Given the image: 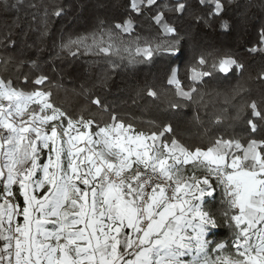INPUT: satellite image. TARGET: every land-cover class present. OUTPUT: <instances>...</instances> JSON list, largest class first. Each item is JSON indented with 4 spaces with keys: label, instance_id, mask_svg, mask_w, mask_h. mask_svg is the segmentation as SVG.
Listing matches in <instances>:
<instances>
[{
    "label": "snow or ice",
    "instance_id": "snow-or-ice-1",
    "mask_svg": "<svg viewBox=\"0 0 264 264\" xmlns=\"http://www.w3.org/2000/svg\"><path fill=\"white\" fill-rule=\"evenodd\" d=\"M199 4L206 13L197 19L205 24L226 10L225 0ZM130 8L137 15L155 10L162 38L124 41L122 34L134 28L129 16L114 30L63 47L106 57L126 53L130 64L157 55L179 59L181 39L166 12L182 15L186 0H130ZM220 26L229 27L226 21ZM249 51L264 52V27ZM208 63L200 56L188 67L193 84L242 68L230 53ZM47 80L38 76L32 91L0 80V264H264V138L217 137L206 147L187 146L166 138L169 125L146 133L115 115L93 128L92 119L73 118L55 104L51 90L39 87ZM167 83L178 98L170 102L173 109L196 92L185 90L178 66ZM93 103L102 105L99 98ZM233 118L257 133L264 107L241 104ZM216 186H222L223 217L233 228L231 246L210 238L219 222L204 208V197H214Z\"/></svg>",
    "mask_w": 264,
    "mask_h": 264
},
{
    "label": "trees",
    "instance_id": "trees-1",
    "mask_svg": "<svg viewBox=\"0 0 264 264\" xmlns=\"http://www.w3.org/2000/svg\"><path fill=\"white\" fill-rule=\"evenodd\" d=\"M7 2L9 7L5 8L0 0V80L11 82L13 87L32 91L38 87L34 80L46 76V84L39 87L50 89L51 99L71 117L92 119L93 128L111 123L115 115L146 133L169 125L172 131L166 138L187 146L206 147L217 137L242 141L264 138V126L251 133L244 119L233 118L241 104L255 101L264 107V52L249 51L258 46L264 27V0H225L222 17L207 24L197 19L206 13L199 0H186L188 8L182 15L166 12L179 33L183 54L179 59L157 55L149 62L135 64L128 63L126 53H121V59L84 49L70 51L63 45L80 36L114 30L115 24L129 16L134 28L131 34H122L124 41H157L162 35L152 18L155 10L145 9L137 15L131 11L130 0ZM158 2L172 4V0ZM59 9L63 11L57 17L54 13ZM222 21L228 23L227 29L220 26ZM223 53L233 55L242 68L227 76L213 72L195 84L189 80L187 69L200 56L208 60L210 68L212 59ZM177 66L185 90L195 87L196 92L191 100H180V107L173 109L170 102L178 98L167 81ZM149 90L157 96H149ZM97 98L102 105L93 103ZM224 200L222 186H216L214 197H204V208L219 222L210 238L231 246L233 228L223 217Z\"/></svg>",
    "mask_w": 264,
    "mask_h": 264
},
{
    "label": "rangeland",
    "instance_id": "rangeland-1",
    "mask_svg": "<svg viewBox=\"0 0 264 264\" xmlns=\"http://www.w3.org/2000/svg\"><path fill=\"white\" fill-rule=\"evenodd\" d=\"M33 107H35V106H33ZM26 118V117H25ZM45 162H46V160H45ZM191 165H188V166H186V169H191ZM0 190H2V185H0ZM232 244V243H231Z\"/></svg>",
    "mask_w": 264,
    "mask_h": 264
},
{
    "label": "crops",
    "instance_id": "crops-1",
    "mask_svg": "<svg viewBox=\"0 0 264 264\" xmlns=\"http://www.w3.org/2000/svg\"><path fill=\"white\" fill-rule=\"evenodd\" d=\"M50 227V226H49Z\"/></svg>",
    "mask_w": 264,
    "mask_h": 264
}]
</instances>
